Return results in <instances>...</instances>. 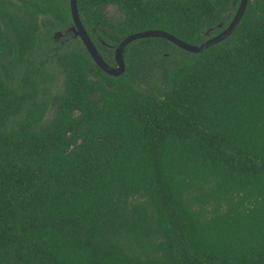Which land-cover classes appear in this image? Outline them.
<instances>
[{"label":"trees","instance_id":"1","mask_svg":"<svg viewBox=\"0 0 264 264\" xmlns=\"http://www.w3.org/2000/svg\"><path fill=\"white\" fill-rule=\"evenodd\" d=\"M77 1L111 66L145 30L202 44L241 2ZM72 26L70 0H0V264H264V0L201 53L131 43L118 77Z\"/></svg>","mask_w":264,"mask_h":264},{"label":"water","instance_id":"2","mask_svg":"<svg viewBox=\"0 0 264 264\" xmlns=\"http://www.w3.org/2000/svg\"><path fill=\"white\" fill-rule=\"evenodd\" d=\"M250 0H241L238 11L231 21V23L223 29L220 33L217 35H214L212 37H209L212 33V30L207 31L206 37L208 38L207 41H205L202 44L194 45L190 44L177 36L171 34L168 31L160 30V29H150L145 30L137 33H133L123 39V41L120 43V45L116 49L115 58L117 65L111 66L106 62L102 54L100 53L99 49L97 48L96 44L90 37L87 29L84 26V23L82 21L79 9H78V1L77 0H70V8H71V14L73 18V26L71 27V30L74 32L76 37H79L82 42L84 43L86 49L92 56L93 60L96 62L98 67L103 70L105 73H107L110 76L118 77L125 73L126 71V62H125V52L126 48L133 42L146 39V38H163L167 39L174 45H176L178 48L185 50L187 52L191 53H201L210 47L217 45L229 37H231L238 26L240 25L246 11L248 8ZM225 22V21H224ZM224 22H222L217 28L220 29L223 27ZM57 34L62 35L61 32H58Z\"/></svg>","mask_w":264,"mask_h":264},{"label":"rangeland","instance_id":"3","mask_svg":"<svg viewBox=\"0 0 264 264\" xmlns=\"http://www.w3.org/2000/svg\"><path fill=\"white\" fill-rule=\"evenodd\" d=\"M43 79H45V77H41V76H38V77H36V79H35V81H36V83H37V85H38V87H39V91H43L42 89H41V87H45V86H47L48 85V88H49V90L48 91H46V92H40L39 94H38V96L41 98V99H43V98H52V97H54V95H56V92H57V82L55 83V82H53V80L52 79H50V81L49 82H47V79H45V80H43ZM52 104H53V106H57V103H58V101L55 99V100H53V102H51Z\"/></svg>","mask_w":264,"mask_h":264},{"label":"flooded vegetation","instance_id":"4","mask_svg":"<svg viewBox=\"0 0 264 264\" xmlns=\"http://www.w3.org/2000/svg\"><path fill=\"white\" fill-rule=\"evenodd\" d=\"M70 31H72V30L70 29ZM71 33L74 34L73 31H72ZM56 37H57L58 39H62V38L64 37V35H63V34H62V35H60V34H56Z\"/></svg>","mask_w":264,"mask_h":264}]
</instances>
